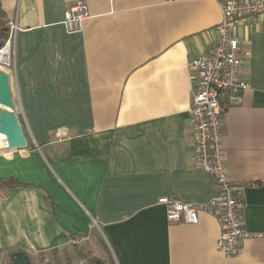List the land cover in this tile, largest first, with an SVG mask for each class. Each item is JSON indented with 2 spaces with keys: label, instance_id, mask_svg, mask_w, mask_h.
Segmentation results:
<instances>
[{
  "label": "crops",
  "instance_id": "obj_1",
  "mask_svg": "<svg viewBox=\"0 0 264 264\" xmlns=\"http://www.w3.org/2000/svg\"><path fill=\"white\" fill-rule=\"evenodd\" d=\"M78 1L1 0L17 26L2 70L27 147L0 151V182L22 184L0 187V262L100 236L112 264H264V238L226 255L216 217L171 224L159 205L214 193L198 164L189 64L215 46L217 1L85 0L91 18L69 34ZM236 36L249 88L226 109L222 147L229 179L246 187V230L264 233V14L238 20Z\"/></svg>",
  "mask_w": 264,
  "mask_h": 264
},
{
  "label": "built area",
  "instance_id": "obj_2",
  "mask_svg": "<svg viewBox=\"0 0 264 264\" xmlns=\"http://www.w3.org/2000/svg\"><path fill=\"white\" fill-rule=\"evenodd\" d=\"M164 1L175 3L187 0ZM216 1L222 11V20L217 28L215 46L209 54L193 59L189 64L194 83L190 114L194 125L198 164L214 180V193L201 205L166 197L159 200V205L165 207L167 220L171 224L184 222L197 225L202 212L216 217L221 227L218 249L226 255L235 256L245 239L264 238V233L246 230L242 214L243 192L246 187L229 179L222 147L224 114L229 103L240 102L249 88L241 72L250 52L242 48L236 36V23L250 15L264 14V0ZM90 18L85 0L74 3L66 12V31L69 34L80 33L84 22ZM16 32L17 26L11 23L9 36L0 48L1 70L12 67Z\"/></svg>",
  "mask_w": 264,
  "mask_h": 264
},
{
  "label": "water",
  "instance_id": "obj_3",
  "mask_svg": "<svg viewBox=\"0 0 264 264\" xmlns=\"http://www.w3.org/2000/svg\"><path fill=\"white\" fill-rule=\"evenodd\" d=\"M0 135L2 146L0 151L23 149L27 147V139L20 124L17 113L13 110V100L9 75L0 69ZM12 264H31L30 256L23 252L10 255Z\"/></svg>",
  "mask_w": 264,
  "mask_h": 264
},
{
  "label": "trees",
  "instance_id": "obj_4",
  "mask_svg": "<svg viewBox=\"0 0 264 264\" xmlns=\"http://www.w3.org/2000/svg\"><path fill=\"white\" fill-rule=\"evenodd\" d=\"M10 26L7 22L6 14L3 11L1 0H0V48L4 46L8 36H9ZM22 184L15 179L2 180L0 182V187H19ZM87 235H83L80 237H86ZM76 238V237H75ZM97 240V239H96ZM78 243H74L71 246L63 247V248H55L50 250L49 252L39 253V264H73L72 256L70 255V248L73 246L74 253H77V257L82 259L83 261L88 262L89 264H112L108 259L103 260L101 257L96 256L95 254H90L88 247H83L79 249L76 247ZM13 254V253H12ZM38 255V254H37ZM32 261V256L29 255ZM110 258V257H106ZM109 262V263H108ZM33 264V261H32Z\"/></svg>",
  "mask_w": 264,
  "mask_h": 264
},
{
  "label": "rangeland",
  "instance_id": "obj_5",
  "mask_svg": "<svg viewBox=\"0 0 264 264\" xmlns=\"http://www.w3.org/2000/svg\"><path fill=\"white\" fill-rule=\"evenodd\" d=\"M101 238L102 237L98 236L96 238L97 240L93 238L88 239V240L86 239L78 243L76 247L80 249L81 246L83 247L86 246L88 247L91 255L95 254L96 256H99L104 260L106 257H110V255L108 253L109 251H108V248L106 247L104 240H102ZM70 253H71L70 255L72 256L73 264H84L83 260L77 257V253L76 254L74 253L73 246L70 248ZM39 255L40 254L38 255L36 254L32 256L33 264H39V259H40ZM0 264H9V261L7 259H3L2 262H0Z\"/></svg>",
  "mask_w": 264,
  "mask_h": 264
},
{
  "label": "bare ground",
  "instance_id": "obj_6",
  "mask_svg": "<svg viewBox=\"0 0 264 264\" xmlns=\"http://www.w3.org/2000/svg\"><path fill=\"white\" fill-rule=\"evenodd\" d=\"M0 140H1V141H0V144L3 143V142H2V137H1V135H0Z\"/></svg>",
  "mask_w": 264,
  "mask_h": 264
},
{
  "label": "flooded vegetation",
  "instance_id": "obj_7",
  "mask_svg": "<svg viewBox=\"0 0 264 264\" xmlns=\"http://www.w3.org/2000/svg\"><path fill=\"white\" fill-rule=\"evenodd\" d=\"M31 259V258H30ZM10 264H12L11 260H10ZM31 264H32V261H31Z\"/></svg>",
  "mask_w": 264,
  "mask_h": 264
}]
</instances>
